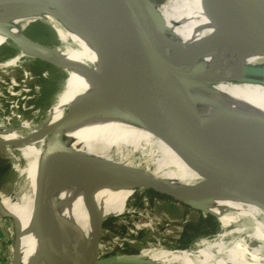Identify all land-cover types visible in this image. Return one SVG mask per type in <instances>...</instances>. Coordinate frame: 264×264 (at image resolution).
Masks as SVG:
<instances>
[{
	"label": "bare ground",
	"instance_id": "bare-ground-1",
	"mask_svg": "<svg viewBox=\"0 0 264 264\" xmlns=\"http://www.w3.org/2000/svg\"><path fill=\"white\" fill-rule=\"evenodd\" d=\"M150 1L165 22L158 39L174 62L188 66L200 62L206 74H231L186 79L190 101L204 125L221 134L263 133L264 52L238 36L214 0ZM63 12L58 19L34 3L0 6V26L9 29L26 47L22 26L38 18L52 25L61 48L45 58L66 73L65 84L39 124L0 123V140L14 144L24 159L19 169L23 185L18 196L14 199L0 193V216L12 215L16 223L11 264H78L80 256L88 264H114L98 261L104 251L94 244V238L101 233L98 223L121 216L134 192L130 186L106 177L100 171L103 166L138 167L132 163V155L139 152L146 156L150 171L176 188L202 178L118 105L114 68L86 5L68 4ZM4 43L0 34V46ZM199 50L202 53L196 56ZM25 57L17 52L0 60V68L17 65ZM85 74L88 77L82 84V93L71 98L73 81L79 82ZM54 137L60 145L52 152ZM180 171L182 176L175 178ZM42 184L49 185L50 203L40 209L38 187ZM198 203L221 225L212 238L184 250H142L127 263L264 264V255H258L264 250L263 210L223 194L201 196ZM240 219L246 220L248 227L242 224L228 229L229 224ZM29 226L30 255L26 240ZM248 241L258 244L248 248Z\"/></svg>",
	"mask_w": 264,
	"mask_h": 264
},
{
	"label": "water",
	"instance_id": "water-1",
	"mask_svg": "<svg viewBox=\"0 0 264 264\" xmlns=\"http://www.w3.org/2000/svg\"><path fill=\"white\" fill-rule=\"evenodd\" d=\"M22 2L37 4L58 19L64 16L66 5L84 3L98 38L112 62L118 83L115 89L118 105L149 128L202 178L176 188L150 170L116 164L103 166L100 171L106 177L130 186L132 192L146 190L207 214L210 213L198 203V199L210 194L242 199L264 211V132L221 134L204 125L190 101L186 79L217 78L231 74H206L200 62L191 66L174 62L158 39V33L165 29V22L150 0H0V6ZM214 2L238 36L264 52V0ZM33 21L45 23L54 32L52 25L45 20L38 18ZM61 23L64 27V22ZM0 34L22 56L49 65L53 64L45 56L60 49L38 43L21 31L23 38L28 41L26 47L3 26H0ZM201 53V50L197 51L196 56ZM256 70L261 71L258 68ZM116 106L115 102L112 103L114 110ZM57 143L54 137L52 152L60 145ZM0 145L14 147V144L1 140ZM49 190L48 184L38 187V208L49 205ZM18 193L8 196L15 199ZM2 217L10 219L13 250L15 228L12 223H15V218L9 214ZM101 224L98 223L99 231ZM99 235L100 232L94 238L96 246L99 244ZM95 252L94 249L92 256H95ZM108 258H98V261ZM78 262L88 264L84 256H80Z\"/></svg>",
	"mask_w": 264,
	"mask_h": 264
},
{
	"label": "rangeland",
	"instance_id": "rangeland-1",
	"mask_svg": "<svg viewBox=\"0 0 264 264\" xmlns=\"http://www.w3.org/2000/svg\"><path fill=\"white\" fill-rule=\"evenodd\" d=\"M44 24L39 21L26 23L22 26V32L38 43L51 48H61L54 32ZM16 53L10 43L6 42L0 46L1 61ZM87 77L88 74H85L79 82L77 78L74 79L77 82L73 81L75 89L71 91V98H78L82 93V84L86 82ZM65 79L66 73L63 70L33 58L25 57L17 65L0 68V123L39 124L59 93L61 85L65 84ZM140 155L139 152L133 153L132 163L142 169H151L145 162L146 156ZM0 164L7 165V171L0 176V193L16 194L23 185L19 169L23 166L24 159L19 156L15 147L0 145ZM182 174V171L176 173L175 178L181 177ZM218 223L214 215L193 210L162 195L137 190L127 200L125 212L121 216L108 218L101 224L99 245L104 251L99 257H109L105 259L109 263L128 264L129 260L133 261L140 251L146 249L193 248L198 241L212 238L221 229ZM242 224L248 227L246 220L240 219L229 224L228 229ZM15 225L13 222L14 228ZM26 240L30 255V226ZM256 244L258 242L250 241L247 246L251 248ZM12 254L10 219L0 216V264H11ZM258 255L263 256L264 250ZM120 258L124 259L123 263ZM126 258L128 260H125Z\"/></svg>",
	"mask_w": 264,
	"mask_h": 264
},
{
	"label": "trees",
	"instance_id": "trees-1",
	"mask_svg": "<svg viewBox=\"0 0 264 264\" xmlns=\"http://www.w3.org/2000/svg\"><path fill=\"white\" fill-rule=\"evenodd\" d=\"M5 171H7V165L6 164H0V176Z\"/></svg>",
	"mask_w": 264,
	"mask_h": 264
}]
</instances>
